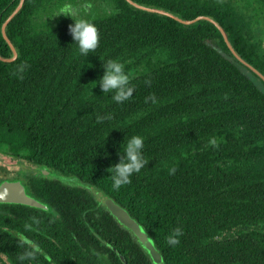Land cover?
Masks as SVG:
<instances>
[{"label": "trees", "instance_id": "obj_1", "mask_svg": "<svg viewBox=\"0 0 264 264\" xmlns=\"http://www.w3.org/2000/svg\"><path fill=\"white\" fill-rule=\"evenodd\" d=\"M19 1L0 0L3 58L12 51L1 26ZM54 1L63 0H24L5 28L17 56L0 61V153L36 166L20 179L47 209L0 204V264H153L103 203L45 177L44 168L124 208L163 264H264V81L212 23L177 20L213 19L264 76L251 17L236 0H131L170 16L126 0H90L106 11L87 19L99 43L85 57L69 31L74 22L43 20ZM108 59L124 63L130 77L123 102L98 84ZM132 135L144 138L146 164L116 190L112 166ZM7 172L0 166V183ZM176 227L179 243L169 245ZM32 244L40 251L20 261Z\"/></svg>", "mask_w": 264, "mask_h": 264}, {"label": "clouds", "instance_id": "obj_2", "mask_svg": "<svg viewBox=\"0 0 264 264\" xmlns=\"http://www.w3.org/2000/svg\"><path fill=\"white\" fill-rule=\"evenodd\" d=\"M69 31L80 55L87 57L98 47V30L90 20L83 18L74 20V23L69 26ZM98 84L103 93H113L112 99L116 102L127 100L133 92L125 65L119 59H108L103 63V75L99 78ZM98 119L104 118L99 117ZM143 148L144 138L141 135H132L123 144V150L119 153V162L112 166L113 189L118 190L121 186L129 184L131 176L134 173H139L145 166ZM181 235L182 229L174 228L167 237V243L173 246L178 244ZM39 251L40 249L32 244L19 256V260H31Z\"/></svg>", "mask_w": 264, "mask_h": 264}, {"label": "water", "instance_id": "obj_3", "mask_svg": "<svg viewBox=\"0 0 264 264\" xmlns=\"http://www.w3.org/2000/svg\"><path fill=\"white\" fill-rule=\"evenodd\" d=\"M24 0H20L17 7L13 10V12L7 17V19L4 21V23L1 26V33L5 41L7 42L9 48L12 51V57L11 58H3L0 56V61L3 62H11L13 61L16 56L17 52L11 43V41L8 39L5 33V28L9 21L17 14V12L20 10L22 7ZM128 3L133 5L134 7L148 11V12H153V13H159V14H164L168 15L169 14L161 11V10H155L151 9L145 6L137 5L131 0H126ZM177 19V18H175ZM179 22L185 24V25H190L196 21L199 20H206L210 23H212L221 33L227 47L229 48L230 52L235 56V58L248 67L252 72H254L257 76H259L263 81H264V76L256 70L253 66L242 60L239 55L234 51V49L231 47L230 43L228 42V39L226 37L225 32L223 29L215 22L213 19L206 17V16H198L195 19L189 20V21H183L181 19H177ZM42 169H39L40 173L44 176H47L48 174V169L44 168L43 173L41 172ZM0 204H20L32 208H37V209H42L46 210L47 206L39 202L37 199L34 197L28 195L25 191V187L21 183L20 180H14V181H7L4 180L3 182L0 183ZM104 206L108 210V212L118 221L120 225L131 231V233L136 237L142 248L147 252L149 257L151 258L153 264H163V259L160 253L156 250L155 245L153 240L148 236L146 231L143 229V227L136 221L134 220L128 212L116 204L112 199L106 198L104 201ZM123 260V257H120Z\"/></svg>", "mask_w": 264, "mask_h": 264}, {"label": "rangeland", "instance_id": "obj_4", "mask_svg": "<svg viewBox=\"0 0 264 264\" xmlns=\"http://www.w3.org/2000/svg\"><path fill=\"white\" fill-rule=\"evenodd\" d=\"M236 3L240 7V10L244 13V15H250V27L253 31L254 38L259 39V37L261 36L262 43L264 45V5L259 0H236ZM257 29L260 32L259 34L256 31ZM0 166L8 171V175L10 177L16 176V178H21L30 172H37L36 166L32 163L11 158L3 153H0ZM42 171L43 169L41 170V172ZM47 177L58 180L67 185L85 188L100 203H104L106 199L105 194L102 191L81 182L75 176L64 175L59 171L50 169L48 171Z\"/></svg>", "mask_w": 264, "mask_h": 264}, {"label": "flooded vegetation", "instance_id": "obj_5", "mask_svg": "<svg viewBox=\"0 0 264 264\" xmlns=\"http://www.w3.org/2000/svg\"><path fill=\"white\" fill-rule=\"evenodd\" d=\"M104 11L106 10L100 7L98 3L91 2L90 0H63L60 2L54 1L45 8L43 11L44 16L42 18L48 22L47 24L56 26L63 23H73L76 19L95 18L102 15ZM256 31L258 34L260 33L258 29ZM19 178L20 177L16 178V176H9V178L6 180L14 181L19 180Z\"/></svg>", "mask_w": 264, "mask_h": 264}]
</instances>
